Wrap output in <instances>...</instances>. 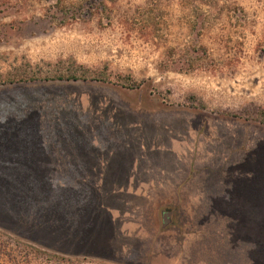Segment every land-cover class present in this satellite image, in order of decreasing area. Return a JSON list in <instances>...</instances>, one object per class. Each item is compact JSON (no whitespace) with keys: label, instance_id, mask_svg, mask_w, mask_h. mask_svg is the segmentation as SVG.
<instances>
[{"label":"rangeland","instance_id":"374dc122","mask_svg":"<svg viewBox=\"0 0 264 264\" xmlns=\"http://www.w3.org/2000/svg\"><path fill=\"white\" fill-rule=\"evenodd\" d=\"M259 108L264 0H0V231L30 264H264Z\"/></svg>","mask_w":264,"mask_h":264},{"label":"trees","instance_id":"16d2710c","mask_svg":"<svg viewBox=\"0 0 264 264\" xmlns=\"http://www.w3.org/2000/svg\"><path fill=\"white\" fill-rule=\"evenodd\" d=\"M75 65L72 64L66 71V73L59 74L55 76L60 80H99V81H109V77L105 74H100L96 72L90 71L88 68L84 66H79L80 70L75 69ZM126 85H130V87H137L139 82L134 80L131 76H125ZM247 111V110H245ZM255 112L260 116L264 114V109L259 108V110H255ZM235 115V114H234ZM237 115V114H236ZM258 116V117H259ZM9 236L0 231V263L1 264H19L16 251L24 252V259H26V264H30V261L33 257H36L38 254V248L25 244L22 245L20 243H12L8 238Z\"/></svg>","mask_w":264,"mask_h":264}]
</instances>
